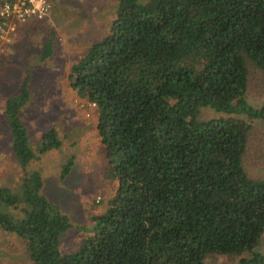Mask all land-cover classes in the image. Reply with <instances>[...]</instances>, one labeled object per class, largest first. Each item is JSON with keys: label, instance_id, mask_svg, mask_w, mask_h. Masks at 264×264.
<instances>
[{"label": "trees", "instance_id": "obj_1", "mask_svg": "<svg viewBox=\"0 0 264 264\" xmlns=\"http://www.w3.org/2000/svg\"><path fill=\"white\" fill-rule=\"evenodd\" d=\"M108 33L70 67V87L94 103L115 195L67 253L69 217L42 193L40 173L0 186V229L25 243L31 264H207V254L264 264V179L243 167L259 107L246 99L249 66L264 72V0H116ZM46 41L41 58L49 55ZM28 79L5 102L22 167L33 150L20 110ZM211 108L237 116L203 119ZM240 115H246L243 118ZM65 173L68 166H64Z\"/></svg>", "mask_w": 264, "mask_h": 264}, {"label": "rangeland", "instance_id": "obj_2", "mask_svg": "<svg viewBox=\"0 0 264 264\" xmlns=\"http://www.w3.org/2000/svg\"><path fill=\"white\" fill-rule=\"evenodd\" d=\"M43 18L18 26L10 43L0 44V186L15 188L24 173L35 169L43 181L41 193L65 213L72 227L61 239L63 253L74 250L88 232L92 217L103 213L115 195L118 182L109 178L108 159L97 131L95 105L70 87V67L88 47L104 37L115 18L116 0H48ZM46 41L47 57L41 58ZM28 79L30 97L20 117L30 146L36 149L42 135L54 129L59 148L41 154L22 167L11 148L4 104ZM246 99L259 107L264 100V72L249 66ZM237 116L203 108V119ZM243 118L246 115H240ZM68 166L65 173L64 166ZM243 167L253 178L264 179V123L254 121L243 155ZM254 251L264 253V232ZM237 255L207 254V264H239ZM0 264H31L25 243L0 229Z\"/></svg>", "mask_w": 264, "mask_h": 264}, {"label": "built area", "instance_id": "obj_3", "mask_svg": "<svg viewBox=\"0 0 264 264\" xmlns=\"http://www.w3.org/2000/svg\"><path fill=\"white\" fill-rule=\"evenodd\" d=\"M50 7L48 0H0V44L10 43L18 26L45 17Z\"/></svg>", "mask_w": 264, "mask_h": 264}, {"label": "crops", "instance_id": "obj_4", "mask_svg": "<svg viewBox=\"0 0 264 264\" xmlns=\"http://www.w3.org/2000/svg\"><path fill=\"white\" fill-rule=\"evenodd\" d=\"M31 19H32V18H31ZM28 90H29V89H28ZM18 91H19V90H18ZM16 93H17V92H16ZM16 93H14V94H16ZM14 94H12V95H14ZM12 95H10V96H12ZM10 96H9V97H10ZM9 97H7V99H8ZM29 97H30V92H29ZM7 99H6V100H7ZM28 99H29V98H28ZM6 100H5V102H6ZM24 106H25V105H24ZM22 108H23V107H22ZM22 108H21V109H22ZM20 113H21V110H20ZM4 114H5V104H4ZM5 117H6V115H5ZM21 120H22V118H21ZM22 122H23V121H22ZM6 124H7V123H6ZM23 124H24V123H23ZM24 126H25V125H24ZM7 127H8V125H7ZM25 128H26V127H25ZM26 130H27V129H26ZM27 134H28V133H27ZM10 135H11V134H10ZM29 144H30V143H29ZM37 145H38V144H37ZM36 148H37V146H36Z\"/></svg>", "mask_w": 264, "mask_h": 264}]
</instances>
